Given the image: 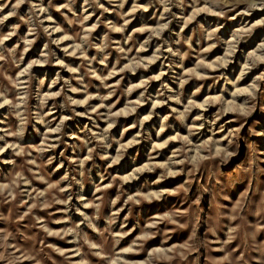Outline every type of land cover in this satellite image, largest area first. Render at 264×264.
<instances>
[{"label": "rangeland", "instance_id": "obj_1", "mask_svg": "<svg viewBox=\"0 0 264 264\" xmlns=\"http://www.w3.org/2000/svg\"><path fill=\"white\" fill-rule=\"evenodd\" d=\"M0 264H264V0H0Z\"/></svg>", "mask_w": 264, "mask_h": 264}]
</instances>
